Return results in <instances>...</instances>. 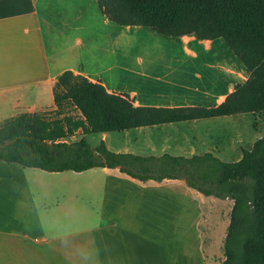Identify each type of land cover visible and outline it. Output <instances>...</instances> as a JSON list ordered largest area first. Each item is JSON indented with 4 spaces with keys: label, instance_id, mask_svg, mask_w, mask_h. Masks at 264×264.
<instances>
[{
    "label": "crops",
    "instance_id": "crops-1",
    "mask_svg": "<svg viewBox=\"0 0 264 264\" xmlns=\"http://www.w3.org/2000/svg\"><path fill=\"white\" fill-rule=\"evenodd\" d=\"M84 3L93 17L101 15L96 0ZM87 6L82 7L81 0H0V121L6 120L3 114L10 107L18 109L24 100L30 102L26 107L30 112L52 109L54 83L65 71L98 81L107 92H114L105 77L112 67L104 68L95 60L98 44L93 38L90 41L79 36L82 21L89 20ZM100 24L104 25L103 20ZM179 39L187 46V53H191L188 46L209 49L215 43L192 36ZM136 64L143 67L145 62L138 59ZM239 65L243 79L246 71ZM175 71L182 73L178 68ZM146 77L164 83L160 85L165 91L144 94L127 89L136 106L187 107L199 97L158 72L154 78ZM201 93L210 100V107L221 104L227 96H212L207 89ZM199 121L203 120L130 130L142 137L134 144L127 139L115 146L107 141L113 138L112 133L100 135V140L117 154L190 158L211 152L227 161L229 139L209 138L201 143L197 134L188 136L187 128ZM240 158L241 152L236 161ZM67 173L74 172L51 173L52 181L68 179L71 174ZM27 175L33 176L17 165L0 162V264H222L225 260L232 200L205 197L183 180L142 183L117 169H92L74 173L71 186L65 188L74 187V196L96 203V214L88 223L80 213L72 221L71 214L67 217L64 212L58 217L67 218L69 229L75 224L73 231L53 233L45 225L49 216L41 218ZM82 206L81 201V210ZM85 221L87 225L82 227Z\"/></svg>",
    "mask_w": 264,
    "mask_h": 264
},
{
    "label": "trees",
    "instance_id": "trees-1",
    "mask_svg": "<svg viewBox=\"0 0 264 264\" xmlns=\"http://www.w3.org/2000/svg\"><path fill=\"white\" fill-rule=\"evenodd\" d=\"M109 22L142 27L167 38L221 39L247 73L225 100L212 107L136 106L71 71L53 86L51 117L22 114L0 126V162L46 173L117 169L142 183L183 180L205 197L232 200L222 264H264V135L237 161L213 153L190 158L143 157L111 152L90 135L230 116L264 122V0H96ZM79 135L80 139L69 142Z\"/></svg>",
    "mask_w": 264,
    "mask_h": 264
},
{
    "label": "rangeland",
    "instance_id": "rangeland-1",
    "mask_svg": "<svg viewBox=\"0 0 264 264\" xmlns=\"http://www.w3.org/2000/svg\"><path fill=\"white\" fill-rule=\"evenodd\" d=\"M81 3L82 7L83 5L87 6L84 0H81ZM87 9L89 20L82 21L83 31L81 32L82 35L79 36L90 39V41L93 38L94 41L92 42L98 44V52L94 53L95 60L98 63L102 62L104 68L107 66L112 67V72L106 74L105 77L107 78L108 87L113 89V93L127 95V89H136L144 94L146 92L152 94L163 92L165 90L160 83H164L152 81L151 78L146 77V75H151L154 78L158 72L167 81L173 80L179 86H186L191 90L190 94L199 96L194 101L189 102L192 106L210 107L208 104L210 100L204 98L201 92L207 89L212 96L216 93L228 95L233 90L234 85L245 81L248 76L244 73L243 79H241L240 72H244L239 65L241 63L221 39L215 40L213 47L209 49L201 46H188L191 53H187V46L179 38L163 37L152 32L150 29L142 27L126 29L125 27L104 21L105 19L102 15L97 16V18L93 17L89 14L88 6ZM98 18L100 19L98 20ZM100 20H103V26H101ZM91 34L96 35L90 36ZM72 38L74 39V37ZM138 59L145 62L143 67H139L136 64ZM176 60L179 61L178 64ZM92 64H95V62L93 61ZM177 68L182 73H175ZM233 73L237 78H235ZM230 81L232 83L228 85ZM195 90L199 91V93ZM189 98L191 97L189 96ZM24 101L25 103L20 108L10 107L3 114L6 120L0 121V126L9 119L16 118L22 114H40L51 117V108H46L45 111L30 112V109L26 108L30 102L28 100ZM190 129L188 130L187 128L188 131L186 130L188 136H195L197 134L201 143L209 141V138L229 139L230 144L228 146L230 152L228 155L229 159L226 158V162H231L236 161V157H239L241 148L250 149L252 143L264 135V122L260 119L256 121L252 116L240 115L199 121L197 125L191 126ZM112 136L113 138L107 141L109 143L112 142L115 146L124 144L127 139H132L133 142L132 140L131 142L134 144L136 140L142 138L134 131L112 133ZM78 137L79 135L77 134L69 142L78 139ZM86 140L93 148L101 141L100 135H90L86 137ZM24 170L33 174V176H27L32 194L37 205H39L41 218L46 219L49 216L45 224L46 229L51 230L53 233L73 231L75 224H72L69 229L65 222L67 218L62 220L58 217L64 212L68 213L67 217L69 213L71 214L72 221H74V216L80 213L90 223L89 217L96 214V203L91 204L89 199L82 198L81 200L78 195L74 196L72 193L74 187H72V191L65 188L71 186V179L75 172L67 173L71 174L67 175L71 177H68L66 180L52 181L51 173L35 169ZM84 178L85 175H83L81 180L84 181ZM62 190L65 192L62 193ZM81 201L83 205L82 210L80 209ZM64 206L67 208V211L62 210ZM86 221L82 224V227L87 225Z\"/></svg>",
    "mask_w": 264,
    "mask_h": 264
}]
</instances>
